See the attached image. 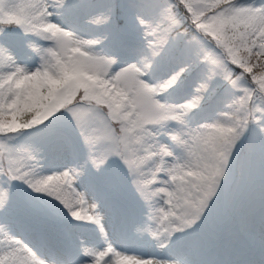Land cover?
I'll list each match as a JSON object with an SVG mask.
<instances>
[{
	"label": "snow or ice",
	"instance_id": "1",
	"mask_svg": "<svg viewBox=\"0 0 264 264\" xmlns=\"http://www.w3.org/2000/svg\"><path fill=\"white\" fill-rule=\"evenodd\" d=\"M0 264H264V0H0Z\"/></svg>",
	"mask_w": 264,
	"mask_h": 264
},
{
	"label": "rangeland",
	"instance_id": "2",
	"mask_svg": "<svg viewBox=\"0 0 264 264\" xmlns=\"http://www.w3.org/2000/svg\"><path fill=\"white\" fill-rule=\"evenodd\" d=\"M223 117H226V116L224 115ZM82 235H83L85 238H87V239H92V236H91L90 233L85 232V233H82ZM105 259H107V257H106Z\"/></svg>",
	"mask_w": 264,
	"mask_h": 264
},
{
	"label": "trees",
	"instance_id": "3",
	"mask_svg": "<svg viewBox=\"0 0 264 264\" xmlns=\"http://www.w3.org/2000/svg\"><path fill=\"white\" fill-rule=\"evenodd\" d=\"M227 116V113H224V114H221V118L223 119V118H226V117H223V116Z\"/></svg>",
	"mask_w": 264,
	"mask_h": 264
}]
</instances>
